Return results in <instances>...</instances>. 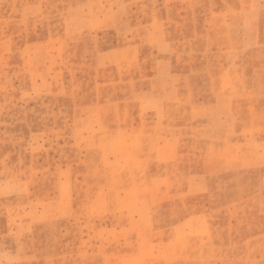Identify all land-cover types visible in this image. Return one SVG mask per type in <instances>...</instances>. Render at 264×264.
<instances>
[{
    "label": "rangeland",
    "instance_id": "374dc122",
    "mask_svg": "<svg viewBox=\"0 0 264 264\" xmlns=\"http://www.w3.org/2000/svg\"><path fill=\"white\" fill-rule=\"evenodd\" d=\"M0 264H264V0H0Z\"/></svg>",
    "mask_w": 264,
    "mask_h": 264
}]
</instances>
